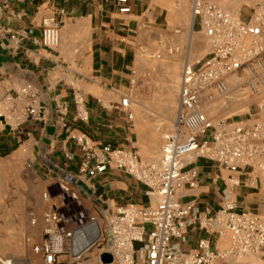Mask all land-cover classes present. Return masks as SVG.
Here are the masks:
<instances>
[{
  "label": "crops",
  "instance_id": "0c3cea01",
  "mask_svg": "<svg viewBox=\"0 0 264 264\" xmlns=\"http://www.w3.org/2000/svg\"><path fill=\"white\" fill-rule=\"evenodd\" d=\"M185 2L179 8V0H128L130 12L120 14L111 0H0V100L30 85L41 114L21 125L0 118V166L8 163L16 169L24 153L40 181L60 194L66 210L79 205V214L93 218L99 231L104 225L102 237L107 236L115 208L126 203L145 206L151 196L139 181L112 168L94 178L79 175L82 152L73 137L84 133L93 150L109 145L139 151L153 122H175L181 71L185 64H194L192 44L184 43L185 32L195 31L190 2ZM48 17L59 26L54 48L39 44L42 22ZM19 31L30 34L10 38ZM170 47L181 50L172 54ZM76 93L83 98L86 122L74 120ZM125 95L130 98L128 111L119 106ZM257 100L259 111L264 93ZM255 116L264 119V108ZM193 164L198 186L183 190L179 201L212 211L232 203L237 211L264 219V166L231 173L204 160ZM8 205L3 209L8 206L0 198V221L15 222L17 202L10 200ZM85 228L75 238L73 251L58 256L59 264L75 263V247L88 238L91 225ZM92 230L95 238V227ZM199 237L200 233L187 232L186 241L177 244L182 252H192ZM15 241L5 244L10 254ZM86 253L76 264H103L104 248Z\"/></svg>",
  "mask_w": 264,
  "mask_h": 264
},
{
  "label": "built area",
  "instance_id": "2783aa9c",
  "mask_svg": "<svg viewBox=\"0 0 264 264\" xmlns=\"http://www.w3.org/2000/svg\"><path fill=\"white\" fill-rule=\"evenodd\" d=\"M111 1L118 13L130 12L128 0ZM252 1L248 19L243 20L211 0H189L192 30L202 34L207 48L195 64L183 66L174 128L163 136L157 162L142 163L133 149L105 145L93 150L84 133L73 137L82 152L79 175L94 178L112 168L139 181L155 197L145 206L126 203L111 213L107 236L102 237L100 232L96 241L105 244L104 252L111 255V264H254L238 262L241 257L264 264V219L239 212L232 203L212 211L201 210L193 201H179L183 190L198 186V171L193 164L196 160L231 173L264 166V119L243 125L211 120L202 105L207 89L212 88L218 96L226 95L230 79L236 80L237 90L251 96L264 93V0ZM28 34L30 31H19L10 38ZM58 43V23L48 17L42 22L39 44L54 48ZM129 99V95L120 99L119 106L125 111ZM73 103L75 122H86L88 116L79 93L74 94ZM263 108L260 104L258 110ZM0 118L12 125L41 118L30 85L0 100ZM127 118L132 119L131 112ZM67 158L71 160L72 156ZM42 222L44 238L32 248L33 252L41 256L42 264H59V254L73 251L75 238L86 228L64 231L63 217L57 209L46 211ZM89 222L95 223L93 218ZM187 232L200 233V237L196 249L184 253L177 242H185ZM224 242L226 246L222 247ZM82 252L73 254V260L77 261Z\"/></svg>",
  "mask_w": 264,
  "mask_h": 264
},
{
  "label": "rangeland",
  "instance_id": "374dc122",
  "mask_svg": "<svg viewBox=\"0 0 264 264\" xmlns=\"http://www.w3.org/2000/svg\"><path fill=\"white\" fill-rule=\"evenodd\" d=\"M220 4L233 16H239L243 20H247L250 12V7L253 5L252 0H211ZM185 0H179V8L185 6ZM192 44L193 63L202 56L207 48L206 41L202 34L188 29L184 35V43ZM180 51L178 47H170L169 51L175 54ZM236 81L229 80L228 93L224 96H218L212 88L207 89L203 95V111L211 120H226V123L245 124L243 122H252L260 116L257 114L255 104L259 102V96H251L245 90L236 89ZM212 96L211 100L208 97ZM262 97V96H261ZM255 109V110H254ZM263 119V118H262ZM241 122V123H240ZM175 122H153L151 130L143 137L141 142L142 149L135 150L138 153L139 160L142 163H154L160 159L161 148L163 145V136L172 132ZM251 124V123H250ZM24 153H20L17 168L13 165L5 163L0 166V198L6 202L9 209L8 201L13 200L17 202V215L15 222L0 221V264L10 262L11 264H42V259L39 254L33 252V247L42 243L43 222L42 216L49 209H57L61 212L63 222L61 227L64 231L75 229L78 227H88L90 219L84 218L80 213V206H71L69 210L64 207L60 199V194L53 193L50 188L46 187L44 182H41L37 174L27 164L24 159ZM187 161H190L188 159ZM53 191V190H52ZM63 193V190H62ZM46 195V197H44ZM151 196V195H150ZM155 201V197L151 196V202ZM77 207V208H76ZM77 213H74L73 211ZM96 224L91 225L88 233V238L77 244L75 250H81L83 246L94 239L92 228ZM103 224L99 225L101 234L103 233ZM85 232V229H82ZM82 231V232H83ZM83 232V233H84ZM16 240L13 254L8 252L9 248L5 246L9 239ZM97 241V240H96ZM94 242L89 245L85 251L87 255L96 251V249H103L102 241ZM83 250V251H84ZM65 251L59 256H63ZM242 263L260 264L258 260L251 257H241L237 259ZM62 263H65L62 261ZM76 264V261L75 263Z\"/></svg>",
  "mask_w": 264,
  "mask_h": 264
},
{
  "label": "bare ground",
  "instance_id": "6f19581e",
  "mask_svg": "<svg viewBox=\"0 0 264 264\" xmlns=\"http://www.w3.org/2000/svg\"><path fill=\"white\" fill-rule=\"evenodd\" d=\"M218 5H220V4H218ZM221 6V5H220ZM222 7V6H221ZM223 8V7H222ZM224 10H226L225 8H223ZM227 11V10H226ZM228 12V11H227ZM235 80V79H234ZM236 81V80H235ZM236 87V86H235ZM96 223V222H95ZM95 223H92V224H95ZM92 224H89V225H92ZM99 235H100V231L97 229V227H96V234H95V238L89 243V244H87L84 248H82L81 250L83 251L84 249H86L89 245H91V244H93L94 243V241H96L97 240V238H99ZM73 248H74V245H73ZM81 250H78V251H76V250H74V253L75 254H78ZM5 264H11L10 262H6Z\"/></svg>",
  "mask_w": 264,
  "mask_h": 264
},
{
  "label": "water",
  "instance_id": "95a60500",
  "mask_svg": "<svg viewBox=\"0 0 264 264\" xmlns=\"http://www.w3.org/2000/svg\"><path fill=\"white\" fill-rule=\"evenodd\" d=\"M100 262L103 264H110L112 262V257L108 253H102L100 256Z\"/></svg>",
  "mask_w": 264,
  "mask_h": 264
}]
</instances>
